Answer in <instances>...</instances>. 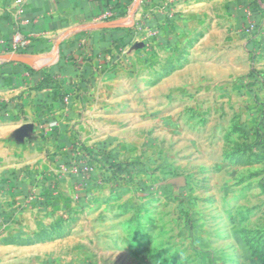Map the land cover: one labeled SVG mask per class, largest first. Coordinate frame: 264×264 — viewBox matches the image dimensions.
<instances>
[{
  "label": "rangeland",
  "instance_id": "1",
  "mask_svg": "<svg viewBox=\"0 0 264 264\" xmlns=\"http://www.w3.org/2000/svg\"><path fill=\"white\" fill-rule=\"evenodd\" d=\"M142 33L138 58L101 68L85 83L89 133L101 134L91 147L78 145L69 166L72 187L85 190L72 198L64 179L41 180L63 189L58 202L49 198L53 206L95 208L86 215L92 241L71 236V217L58 211L59 225L40 229L49 232L41 242L57 239L45 259L264 264V67L232 44L208 49L226 35L210 36L201 57L188 47L202 32L183 40L188 47L159 46L150 56V33ZM21 240L16 245L37 242Z\"/></svg>",
  "mask_w": 264,
  "mask_h": 264
},
{
  "label": "crops",
  "instance_id": "2",
  "mask_svg": "<svg viewBox=\"0 0 264 264\" xmlns=\"http://www.w3.org/2000/svg\"><path fill=\"white\" fill-rule=\"evenodd\" d=\"M143 30L150 56L159 46L188 47L183 40L202 32L188 47L191 55L201 57L210 36L226 35L208 49L232 44L264 67V0H0V264H60L45 259L57 239L16 245L43 226H58V211L71 217V236L92 241L94 221L86 215L95 208L76 201L53 206L49 198L58 202L63 189L41 180L64 179L72 198L85 190L72 187L77 175L69 168L78 145L101 139L89 133L85 83L101 68L138 58Z\"/></svg>",
  "mask_w": 264,
  "mask_h": 264
},
{
  "label": "trees",
  "instance_id": "3",
  "mask_svg": "<svg viewBox=\"0 0 264 264\" xmlns=\"http://www.w3.org/2000/svg\"><path fill=\"white\" fill-rule=\"evenodd\" d=\"M48 233L49 232L47 231V229H42L36 234H34L33 237L22 239L21 243H30V242L42 240L44 238H48Z\"/></svg>",
  "mask_w": 264,
  "mask_h": 264
},
{
  "label": "built area",
  "instance_id": "4",
  "mask_svg": "<svg viewBox=\"0 0 264 264\" xmlns=\"http://www.w3.org/2000/svg\"><path fill=\"white\" fill-rule=\"evenodd\" d=\"M253 27H254V26H253V23L249 22L248 25H247V29L252 30ZM12 45L15 47V46H16V43L13 42Z\"/></svg>",
  "mask_w": 264,
  "mask_h": 264
},
{
  "label": "water",
  "instance_id": "5",
  "mask_svg": "<svg viewBox=\"0 0 264 264\" xmlns=\"http://www.w3.org/2000/svg\"><path fill=\"white\" fill-rule=\"evenodd\" d=\"M3 57L4 58H10V59L14 58L13 56H10V55H4Z\"/></svg>",
  "mask_w": 264,
  "mask_h": 264
}]
</instances>
